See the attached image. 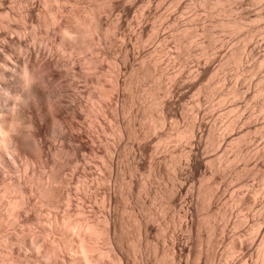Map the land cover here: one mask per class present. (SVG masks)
<instances>
[{"label": "bare ground", "instance_id": "obj_1", "mask_svg": "<svg viewBox=\"0 0 264 264\" xmlns=\"http://www.w3.org/2000/svg\"><path fill=\"white\" fill-rule=\"evenodd\" d=\"M56 1L69 2L74 5L72 8L69 6L70 9H65V5L64 7L63 5L61 6V2L59 6L52 7V12L50 11L52 13V16L50 15V23L53 26L55 25L57 28L55 26L54 28L61 32L63 36L64 34L66 37L68 35L71 38L70 40L67 41L68 38L66 40L60 39L59 36L58 42L55 39L58 44H55L56 42H52L54 45L51 43L47 44L44 43L45 40L42 42L40 39L38 41L35 39L38 37L35 34L36 29L33 30L34 27L31 28V32H28L29 30H26L27 28L25 29L22 26L21 29L16 31L14 29L15 34H12L11 29V32H9L11 34L3 35V39L2 36L0 39V60L2 61L0 62L2 64L0 65V107H3L4 103L7 102L5 101L1 104L3 99L9 101L11 98H20L19 102L17 100L18 108L16 106V109L7 110L9 104L12 103L11 101L8 102L9 104L7 103L8 105L5 104L7 107H3V109H6L5 112L1 110L2 108L0 109V164L6 170H2V172L4 171V176H6L5 173L7 172L10 173V176L12 173L14 177V179L10 177V180L6 178L8 181L3 186L4 188L1 189L2 191L0 190V220H5L7 223L17 222V224L18 222H32L33 225H37L41 229L40 233L36 231L39 234L35 233L36 235H33L34 237L31 238L28 247L25 241L27 237L22 231L23 229H20V235L16 233V237L4 234L5 237L4 239L2 238L4 243H2L8 250L6 248L5 254L0 253V257L4 254L7 257V259L5 257L8 261L7 264H252L248 262L246 257L249 255L250 250L253 249L252 245L256 235H254L255 237L252 241L248 237V234L258 231L261 232L260 239L258 236L260 240V242L258 241L260 248H258L259 257L262 264H264V222L262 219V230H260L261 228L257 230V222H260V215L259 219H256L257 214L254 217L257 220L256 222V220H253L251 213L252 219L249 220L250 224L245 221L248 224L246 232V230H241V228L244 229L246 226L245 223L242 221L244 223V225L242 223V227V219L236 220L237 215L234 218V215H232L233 210L231 211L228 206L232 202L240 209L242 205L245 208L249 207L250 202H252V194L249 195L248 193L251 192L246 193L244 191L245 193L241 197L242 191L239 193L237 189L236 192L238 193H234L235 189L233 188L235 186L238 188L237 186L241 185V182L245 179L244 175L246 177L248 174L249 176L253 174L252 178L255 175L261 177L264 174V0H253L254 3L255 1L259 3V9L257 11L253 10L255 12H252L249 10L251 8L248 9L247 7V5L253 2L251 0L250 4L247 3L248 0H194L195 5H197V8L195 7L197 12L194 13L195 18H188L189 20L186 23L185 21L183 22L184 18L181 17L182 21L180 20L179 22L175 20V15L167 12L169 13V21H163V24L166 23L165 25L168 26V23H172V26H169L175 32L172 39L175 41V58L178 61H176L175 66L181 61L185 64V58L188 56H194L195 59H193L194 61L191 60L193 62L187 66L188 68L183 67L186 69L181 68L177 73H175L176 71H172V73L171 69L169 71L166 70L167 68L163 67L165 63H162L163 65L157 64V60H155L156 56L155 58L153 57V53L159 50L157 46V50L154 49L156 51L143 52L141 51V45L137 44V42L143 41L147 43L148 39H153V42H155L154 40L161 41L162 36L166 35L164 34L163 27L161 30L164 35L159 34L158 26L156 27L153 24L158 17L157 15L155 19L152 16L153 14L151 15L154 19V21L152 19L153 23L150 20L151 22L149 23H152L151 25L146 23V19H150L147 15L150 16L153 7V5L149 4L151 2L154 3V1L128 0L127 2L129 3H126V0ZM143 1L148 5V8L145 9L147 18H141L140 20L139 17L141 15L138 13L135 17L137 18L140 15L138 17L139 22L136 23L138 19H134L136 22H132L138 26L137 35L135 34L137 42L134 41L136 43L135 46L139 45L141 49L137 51L138 49L136 50L132 45L134 43L133 37V43H130L131 31L129 37V34H126L124 29H127L126 26H129L127 25V20L132 10H138L136 6L140 2L141 4L145 3ZM170 1L173 4L172 6H175L177 10H184L182 8H185L183 6L185 3H182L183 5L180 4L181 0ZM170 1H168L169 5H171ZM21 2L20 5H22ZM48 2L49 0L47 4ZM156 2L158 4V1ZM166 3L164 4L166 5ZM186 3L188 4L189 1ZM254 3L252 4L256 6ZM51 5L53 6V4ZM105 6H109L112 10L110 12L112 15H114L113 11L118 12L115 19H111L112 16L109 18L110 15L108 16L109 19L107 18L105 15L106 8L102 12ZM161 6L164 7L162 4ZM166 6L164 9H166ZM172 6L170 7L172 8ZM186 7L188 6L186 5ZM21 8L23 9V7ZM154 8H156V5ZM18 9H20L19 5ZM186 9H189V7ZM134 11L132 13L135 14L136 11ZM154 11L153 13H155ZM198 11L199 13L200 11L201 13L203 12L202 15L197 14ZM42 12L46 13L41 10L42 15ZM164 12L166 13V11ZM172 12L174 13L175 11L172 10ZM192 12L194 11L192 10ZM106 13L109 14L108 11ZM41 14H38V16ZM21 15L20 13L19 16ZM23 16L25 15L21 17L23 18ZM178 16L176 15V17ZM188 16L191 18L190 13ZM247 21H260V24L257 23L256 27L252 28L253 26H247ZM23 22L21 25L25 26ZM4 26L8 29L3 31L8 32L10 26ZM195 26L197 28H194ZM198 28L203 33L201 36L205 35V37L203 36V39L200 37L202 40L200 43L199 39L200 47L199 44L196 48H193L194 45L190 46V43L192 44L191 40L197 33H200L198 32ZM135 29L133 28V30ZM114 30L118 31L116 34L119 33L118 36L120 38L114 34L115 38H119L120 41L116 39L119 43L109 36L111 31ZM258 31L261 34L257 35ZM33 33L36 37L32 35ZM52 33L54 34L55 30ZM135 35L133 34L134 37ZM256 35L261 37L257 38ZM51 36L53 38V35ZM164 38L167 39L165 36ZM172 40L171 42H173ZM47 41L50 42L49 39ZM116 42L118 46L116 45L115 47L118 48L113 46V49H118L117 52H119L120 58L117 61L120 64L115 69L116 76L114 74L108 80L107 75L109 73L104 72L105 76L102 77V71L97 70L103 64L101 58L100 60L98 58L101 55L96 56V54L112 56L116 51L110 55L112 52L110 45L112 43L114 45ZM157 43L154 44L156 45ZM151 44L148 45L150 46ZM147 48L144 49L147 50ZM153 48L154 45L150 47V50ZM164 48L165 46L162 47L161 51L169 52ZM95 49L97 53L93 57L92 53H95ZM60 50L62 52L69 51V55L73 54V57H69L68 55L69 58H64ZM6 51L9 54H5ZM87 51L90 52L89 56L77 57ZM161 51H157V57H159V52L162 53ZM11 55H15L12 58H15L16 65ZM74 55L77 56L74 57ZM162 59L169 61V59ZM135 60H137L138 64L135 63ZM98 61L101 62L100 66L98 65ZM173 61L175 60L172 59L171 62ZM191 61L188 62L191 63ZM182 62L181 64H183ZM10 63L14 66H9ZM175 66L173 65V67ZM171 67L169 66V68ZM175 68L177 69V67ZM258 73L261 74L259 78L256 76L258 85L256 84V89L253 88L251 90L249 87L251 85L250 79L247 78L249 81L246 80L247 74ZM241 74L243 75L242 79ZM22 76L27 78L30 83L33 80L40 81L42 78L45 83L43 81H40V83L44 88L38 83L27 86ZM232 76L233 80L237 77L239 78L232 82ZM256 78L254 81H257ZM241 80L245 83L242 84L247 87V89L244 87L246 92L242 90ZM254 81L252 86H254ZM87 83H90L91 88H88L89 84L87 86ZM163 83H167L168 86L163 85ZM192 90H197V93H195L199 94V96H195L197 98L195 102L193 100L194 107H191L189 104L190 112V107L192 108L190 116L186 117L189 112L185 114L182 110L186 109L183 107L181 113L185 114L184 117L179 112L178 107L180 103H183V106L185 105L184 99L187 98V94ZM161 93L164 95L162 96L164 99L160 98ZM238 96H243L249 100L259 98L260 101L257 107H261L262 111L259 108L258 112L261 111L262 115L260 114L261 116L257 117L256 115H259L257 112L254 115L255 118H252L249 116L247 109L245 111L248 115L241 114L243 108H240L241 106H234L235 102L232 103L233 101L231 100L237 97L239 102ZM202 97L204 98V102H206L205 98L208 97L212 101L217 100L221 105L231 100L232 104L228 102L230 105L227 108L234 113V115L231 114L233 117L224 121L223 125L221 123L219 125L216 122V117L220 114L217 113L221 112L222 109L216 113L215 107L217 103L213 101L214 105H216L214 106L215 111H213L214 108L212 109L211 105H208V107L211 106L209 109L212 110L206 112V105H204L206 106V111L202 108L204 106H199L200 104H204ZM85 99H95V103L97 101L104 103L101 104V107L98 105L97 107L90 106ZM207 103L209 104V100ZM240 103H242V100ZM117 104L121 105V107L117 106ZM126 105L129 106L127 107ZM224 108L225 106L223 107V111L225 110ZM247 108L251 109V105ZM95 112H97L98 116L99 113L104 117L110 116L115 121V129L119 137L130 136L129 138L139 141H136L138 156L133 155L131 162H127L128 164L125 163L122 166L121 164L119 165L118 160H116L117 158H114L116 155L113 156L112 153L119 148L118 143L117 145L116 143L113 144L117 147L110 146V144L109 146L105 145L104 153L100 156L97 150L102 141H98L97 134L102 135L101 133L104 132L101 130V133H99L96 129L95 133L93 131L96 136H93V139L89 138L91 139V146L89 145V148L91 147V155L95 161H92L94 159L91 156H87V158L83 156L85 153H81L82 145L75 138L78 139V134L82 129L81 125H85L80 124V120L85 119L84 117L88 113L92 114L90 117L92 118L95 116ZM124 114L128 115V117L125 115L127 120L125 117L120 118ZM170 119L176 120L175 124H177L171 127L169 123ZM179 119L184 121V125L181 122L180 125ZM219 120L221 119L219 118ZM50 121L58 125L56 128L53 124L56 129L53 127L55 131H52L55 132L56 136L52 135V137L55 136L57 139L54 142L48 141L47 137V140L44 138V135L51 127L49 126ZM94 121L96 120L94 119ZM142 122L144 123L143 126ZM20 124H24L30 131H24ZM137 125L138 128H136ZM93 126L95 125L93 124ZM89 127L90 129L93 128L92 130L97 128H91V125ZM98 127L101 128V126ZM159 127H161V130ZM103 129L105 128L103 127ZM157 129L159 130L157 131ZM254 132L259 134L255 133L251 136ZM88 133H90V130ZM116 138L118 139V137ZM122 138L119 139V142ZM161 152L163 153L158 154L157 157H152L153 153L155 155V153ZM181 154H184L186 157H184L185 167L182 166L183 163L180 165ZM146 157H149L148 161ZM151 157L152 160H150ZM96 159L99 160V164ZM47 166L49 170L45 168ZM67 166H72L69 176L64 172ZM258 166L263 167V170L260 167L259 169ZM183 167L184 171H182ZM91 168L93 169L91 170ZM29 169L31 172H28ZM36 169L38 173H36ZM90 171L93 172L91 173ZM143 171H147V173L149 172V174H153L155 177L158 176L159 179H168L175 172L177 174L175 176H178L180 179L177 180L176 178V183L172 180L175 179V176L172 179H168L173 181L174 184L170 183L166 192L162 190L165 194L164 205L167 204L169 206L167 208H170L172 211V215L168 214V216L170 215L168 219L170 218V221H172L176 217L184 218V226L182 225V227H185L184 232H188V235L185 232L187 237L184 235L188 239H183L175 228L171 231L176 230L175 232L171 233L169 231L172 234L170 238V252L160 247L159 237L163 233L162 230L164 228L162 226L165 227V225L162 224L165 221H162L163 215L160 213L162 215L160 216L159 211H155L152 208L154 206H151L152 203H150L152 202L150 201V196L153 198V191L155 190V188L152 190L150 185L151 182H149L148 178L150 175L148 174V177L147 174L144 176L149 181L147 179L142 180V176L140 177L141 179L138 178L139 173L141 172L142 174ZM185 174H188L187 177H194L196 175L200 179L198 187L195 184V180L198 179H195L196 177L193 178L195 180L192 179L196 186L194 191L191 190L193 188L191 186V188L189 187L191 191H188L189 188L187 186L189 185H187V181L190 180H187ZM241 179L243 180L241 181ZM71 180L76 183V186H71L72 188L69 186L70 183L71 185L73 183ZM181 180L182 182H180ZM203 180L205 182L207 180V182L202 185V183H205ZM226 180H234L235 186H233V181H229L228 184L230 185L228 186ZM260 180L264 179L261 177ZM249 181L251 182V180ZM109 183L113 184L110 185ZM196 183L198 184V182ZM243 183L245 184L246 182L244 181ZM249 185H251L252 189L253 185L251 183ZM99 188L102 189V193L101 200L98 202L100 198L97 196L101 192L98 190ZM242 188L239 187L240 190ZM231 189L234 191L231 192ZM251 189L249 190L251 191ZM255 190L260 191V193L263 192L259 188ZM10 193L16 194V196L14 195L15 199L10 198L9 200H5L6 195ZM158 193L160 194L161 192ZM260 195L262 196L263 194L261 193ZM88 198L89 200L94 198V203L97 202V204L92 206L89 201L90 204L88 206L91 207L86 206L84 201ZM156 198H159V201L160 199L163 200L162 197L157 196L155 199L153 198L154 201L157 200ZM257 198L255 197V199ZM259 201L257 200V202ZM225 202H228V207ZM252 203L250 208L252 205L255 206L252 208H256V204ZM260 204L263 205V212L261 211V213H264V203ZM240 209H237V211H240ZM253 213L255 215L256 211ZM249 215L250 211L246 217ZM263 215L261 214L262 217ZM200 216L203 218L200 219ZM5 221L2 224L6 223ZM158 222H161L162 226L158 225ZM259 226L261 227V224ZM181 232L183 233V230ZM191 234L197 235H195L196 240H194L195 237L192 239ZM164 236L166 237V235ZM220 245L222 246V250L223 247H226L223 251L221 250L222 252L219 251L221 249ZM14 249L16 251H13ZM28 249L29 251L34 250L35 254H32L34 253L33 251L32 253L29 252ZM234 254H236V257H233ZM3 260H0L1 263L4 262Z\"/></svg>", "mask_w": 264, "mask_h": 264}, {"label": "rangeland", "instance_id": "obj_2", "mask_svg": "<svg viewBox=\"0 0 264 264\" xmlns=\"http://www.w3.org/2000/svg\"><path fill=\"white\" fill-rule=\"evenodd\" d=\"M0 1H1V2H0V3H1V5H0V9H1V10H0V30H1V31H0V39H1V36H2V39H3V35L5 36V35H9V34H11V33H9V32H11V29H12V32H13L12 34H15L14 29H15V31H16V30H18V29H21L22 27H23V28L25 27V29L27 28L26 30H29L28 32H31V31H32L31 28L34 27L33 30L36 29V30H35V34H36V36L38 37V38H35V39H36L37 41L40 39V41H42V42L45 40L46 42L44 41V43H47V44L51 43L52 45H54V44H53L54 42H56V41L58 42V41H59V36H60V39L63 38V39L66 40V39L68 38L67 41L71 39L68 35H67V37H66L65 34H64V36H65V37H64L63 34H62L61 32H59V31L56 29L57 27L54 25V26L56 27V28H54V26L50 23V22H51L50 15L52 16V13H51V12H52V7L54 8V6H56V5L59 6V4H60L62 1L59 2V1L54 0V1H55V3H54L53 0H49V2H51V3L48 2V4H47V1H48V0H40V1H39V0H25V1H24V0H17V2H16V0H0ZM2 1H3V2H2ZM21 1H23L24 3L21 2ZM52 1H53V2H52ZM127 1H128V0H126V3H129V2H127ZM145 1H146V0H145ZM145 1H143V2H145ZM147 1H148V0H147ZM147 1H146V2H147ZM152 1H154V3L151 2L149 5H151V6L153 5V7H155V5H156V8L153 9V7H152L150 16L147 15V17H150V19L146 17V11H145V9L148 8L147 3H146V2H145V3L142 2L143 4H141V2H140V3L138 2L139 4H138V3H137V4L139 5V7H138L137 4H136L137 6L135 5V6L138 8V10H137V9H134L135 7L133 8L136 12H137V11H138V12L136 13L134 10H132V12L134 11L136 15H135L134 13L131 12L130 15L128 16L129 19L127 20V21H128V24H127V25L130 26V25L132 24V26H130V27H129V26H126L127 29H128V33H127V29H124V30H125L126 34H129V37H130V35L132 34V36L130 37V39H131V42H130V43L132 44V43L134 42L132 45H133V47H134L136 50L138 49L137 51H140V49H141L139 45H141V47H142V49H143V50L141 49V51H143V52H145V51H149V52L156 51L158 48H159V50L161 51V50H162V47L165 46L164 49L168 50L169 52H167V51H166V52H165V51H161L162 53L159 52V53H158L159 57H157V51H159V50H157L156 53H155V52L153 53L154 56H153V54H152V56H153L154 58H155V56H156L157 59L155 58V60H157V64H161V65H163L162 63H165V64L163 65V67H166V68H167L166 70L169 71V70L171 69V70H170L171 72H172V71H173V72L176 71L175 73H177L178 71L181 70V68H182V69H186V68H188L187 66L190 65V64H192V62H193L195 59H194V56H192L193 58H192L191 56H188V57L185 58V61L188 63V64H187V63L185 62V64H187V65H185L184 62L181 61L183 64H181V62H180V63H178V64H180V65L177 64V66H175L176 63L178 62L177 59L175 58V57H176V54H175V52H176L175 41L172 40L173 37H174L173 35H175V34H174L175 32H174V30H173L172 27H171V26H172V23H171V24L168 23V26L171 25V26L168 27L167 25H165L166 23L163 24V21L165 22V21L167 20L166 22H168V21H169V20H168V18H169V15H168V14L171 13V15H172V14L175 15V16H174V17H175V20H178V21L180 22V20L182 21V18H184V19H183V22L185 21V23H186V22H188L189 19L195 18L194 13L197 12V11L195 10V9L197 8V5H195L194 0H192V1H191V0H186V2L189 1L188 4H187L186 2H184L185 0H181V1L178 0V1H180V2H179L180 4H182V3L184 4V3H185L184 5L182 4L185 8H182V9H184V10H180V9L177 10V9L175 8V6H174V7L172 6L173 4H172V2H171L170 0H156V1H158V4H159V5L156 4L157 2H156L155 0H152ZM163 1H165V2H163ZM166 1H167V3H166ZM168 1H170L171 5H169V2H168ZM178 1H177V2H178ZM252 1H253V0H251V2H252ZM8 2H9V3H8ZM20 2L22 3V5H20ZM40 2H41V4H40ZM44 2H45V4H44ZM57 2H58V3H57ZM63 2H64V1H63ZM63 2H62V3H63ZM249 2H250V0L247 1V3H249ZM251 2H250V3H251ZM62 3H61V6L63 5V7H64V5H65V7H64L65 9H66V8L70 9L69 6H71V8L74 6L73 3H69V2H68V3L66 2V3H63V4H62ZM164 3H166L167 6H166ZM250 3H249V4H250ZM252 3H254V1H253ZM252 3H251L250 5H247V7H248V9L251 8V9H249V10H251L252 12H255V11H257V10L259 9V8H258V7H259V5H258L259 3L255 1L254 4H255L256 6H254ZM24 4H25V5H24ZM51 4H53V6H52ZM161 4H162L164 7H162ZM191 4H192V6H191ZM11 5H12V6H11ZM14 5H15V6H14ZM18 5H19L20 9H18ZM26 5H29V6H27L28 8L26 7ZM39 5H40V6H39ZM42 5H43V6H42ZM143 5H144V7H143ZM186 5L189 7V9H190V8H192V9H190V10H189V9H186V8H188V7H186ZM194 5H195V6H194ZM165 6H166V9H164ZM170 6H172V8H171ZM190 6H191V7H190ZM251 6H252V7H251ZM12 7H13V8H12ZM14 7H15V8H14ZM21 7H23V9H22ZM25 7H26V8H25ZM49 7H50V8H49ZM160 7H161V8H160ZM167 7H168V8H167ZM195 7H196V8H195ZM254 7H255L256 9H255ZM44 8H45V9H44ZM105 8H106V10H105ZM108 8H109V6H107V7L105 6V7L103 8V11H102V12H104V10H105V15L107 16V18H108V16L110 15L109 18L112 16L111 19H115V18L117 17L118 12L113 11V12H114V13H113L114 15H112V13L110 14V12H111L112 10H111L110 8H109V10H107ZM157 8H158V9H157ZM174 8H175V9H174ZM253 8H254V9H253ZM11 9H12V10H11ZM28 9H29V10H28ZM39 9H40V12H39ZM168 9H169V10H168ZM170 9H171V11H170ZM16 10H17V11H16ZM19 10H20V11H19ZM21 10H22V11H21ZM24 10H26V11H24ZM27 10H28V11H27ZM41 10H43V11L46 12L47 14L42 12V13H43V15H42V14H41ZM143 10H144V11H143ZM154 10H157V11H154ZM162 10H163V11H162ZM172 10L175 11V12H174L175 14L172 12ZM186 10H187V11H186ZM192 10H193L194 12H192ZM253 10H255V11H253ZM12 11H13V12H12ZM47 11H48V12H47ZM50 11H51V12H50ZM106 11H108L109 14H107ZM141 11H142V12H141ZM153 11H154L156 14L153 13ZM164 11H166V13H165ZM178 11H179L180 13H179ZM189 11H191L193 14H192L191 12H189ZM6 12H7V13H6ZM22 12H23V13H22ZM38 12H39V13H38ZM49 12H50V13H49ZM158 12H159V13H158ZM161 12H162V13H161ZM167 12H169V13H167ZM176 12H178V13H176ZM184 12L187 13V14L185 15ZM20 13H21L22 15H25V16H23V18H22V17H21L22 15L19 16ZM26 13H27V17H26ZM116 13H117V14H116ZM138 13L141 15V16L139 15L140 17L138 16L140 20H141V18H142V19H143V18H147V19H146V20H147L146 23H147L148 25H151V24L153 23L154 19L158 16V17L155 19V21H154L153 24H155L156 27L158 26L159 29H158V28H157V29H158V31H159V34H162V35L166 34V35H164V36L167 37V39L164 38V36H162L163 38H162L161 41H160V40H154L155 42H153V39H152V40H149V39H148L150 43L148 42V40H147V43H145V41H143V42H137V39H136V35H137V34H136V33H137V28H138V26L135 25V24L139 22V19H138V17L136 18L135 16H137ZM142 13H143V14H142ZM163 13H165V14H163ZM189 13H190L191 18L188 16ZM200 13H201V11H200ZM200 13H199V11H198L197 14L202 15L203 12H202L201 14H200ZM38 14H41V15H39L40 17L38 16ZM44 14H45V15H44ZM131 14H132V15H131ZM133 14H134V15H133ZM152 14H153V15H152ZM154 14H155V15H154ZM166 14H167L168 16H167ZM7 15H8V16H7ZM48 15H49V16H48ZM102 15H104V14L102 13ZM105 15H104V16H105ZM151 15L154 17V19H153V17H152ZM156 15H157V16H156ZM165 15H166L167 17H166ZM176 15H177V16L179 15V16H178L179 18L176 17ZM183 15H184V16H183ZM41 16H42L43 18H42ZM114 16H115V17H114ZM155 16H156V17H155ZM2 17H3V18H2ZM113 17H114V18H113ZM131 17H132L133 19H132ZM134 17H135V18H134ZM151 17H152V18H151ZM181 17H182V18H181ZM185 17H186V18H185ZM12 18H13V19H12ZM19 18H20V20H21V18H22V20L20 21ZM40 18H41V20H40ZM109 18H108V19H109ZM165 18H166V19H165ZM176 18H177V19H176ZM188 18H189V19H188ZM6 19H7V20H6ZM24 19L26 20V22H25ZM43 19H44V20H43ZM45 19H47V20L45 21ZM134 19H135V20L138 19V20H136L137 22H136ZM152 19H153V21H152ZM185 19H186V20H185ZM8 20H9L11 23H10ZM12 20H13V21H12ZM49 20H50V21H49ZM129 20H131V21H129ZM132 20H133V21H132ZM150 20L152 21V23H149V22H151ZM156 20H157V21H156ZM160 20H161V21H160ZM6 21H7V22H6ZM19 21H20V22H19ZM22 21L25 22V23L23 22V24H25V26H24V25H21V24H22ZM40 21H41V22H40ZM2 22H4L5 24L2 23ZM43 22H44V23H43ZM47 22H48V23H47ZM132 22H136V23L134 24V23H132ZM159 22H160V23H159ZM183 22H181V23H183ZM41 23H42V24H41ZM45 23H46V24H50V25H46ZM62 23H63V22H62ZM129 23H130V24H129ZM247 23H248L249 25H248ZM247 23H246V24H247L248 27H252V26H253L252 28H254V26L256 27L257 23L260 24V21H259V22H251V21L249 22V21H247ZM250 23H251V24H250ZM2 24H3V25H6V26H8V27L10 26V27H12V28L9 27L8 32H4V31H6L8 28H6L5 26L3 27ZM8 24H10V25H8ZM159 24H162V25H159ZM253 24H255V25H253ZM30 25H31V26H30ZM42 25H43V26H42ZM134 25H135V26H134ZM163 25H164V26H163ZM21 26H22V27H21ZM36 26H37V27H36ZM160 26H161V27H160ZM1 27H2V28H1ZM35 27H36V28H35ZM162 27H163V31L166 32V33L164 32V34H163V31L161 30ZM133 28H136V29L133 30ZM194 28H197V27L195 26ZM5 29H6V30H5ZM44 29H45V30H44ZM129 29H132V30H133V33H132V30H129ZM245 29H246V28H245ZM3 30H4V31H3ZM30 30H31V31H30ZM48 30H50V31H48ZM54 30H55V33H54V34H55V36L57 35V36H56L57 38H56V37L54 36V34L52 33ZM56 30H57V31H56ZM198 30H199V28H198ZM198 30H197V31H198ZM46 31H47V32H46ZM130 31H131V34H130ZM160 31H161V32H160ZM169 31H170L171 33H170ZM3 32H4V33H3ZM112 32H113V34H112ZM117 32H118V31H117ZM117 32H116V30H114V31H111V33H110L111 35L109 34V36H110L111 38H113L114 41H115L116 39H117L118 41H120V40H119L120 36H118L119 33L116 34ZM198 32H200V33H197V35L191 40V42H193V43H192V44L190 43V46H193V45H194L193 48H196V47L201 43V41H202L201 39H203V38L205 37V35H203L204 37L201 36V34H203V33H201L200 30H199ZM258 32H259V33H258ZM258 32L256 33L257 35L261 34L260 31H258ZM7 33H8V34H7ZM45 33H46V34H45ZM48 33H49V34H48ZM51 33H52V34H51ZM56 33H57V34H56ZM30 34H31V33H30ZM35 34L33 33L32 35L35 36ZM42 34H43V35H42ZM114 34H116L115 36H118L119 38H115ZM133 34H134V35L136 34L135 37L133 36ZM170 34H171L172 36H171ZM198 34H199V35H198ZM49 35H50V36H49ZM51 35H53V38H52ZM168 35H169V36H168ZM257 35H256V36H257ZM36 36H35V37H36ZM39 36H40V37H39ZM41 36H42V37L44 36V37L42 38ZM45 36H47V37H45ZM112 36H113V37H112ZM198 36H199V37H198ZM132 37H133V42H132ZM169 37H170V38H169ZM200 37H201V39H200ZM260 37H261V36H257V38H260ZM46 38H47V39H46ZM48 39H49L50 42L47 41ZM51 39H53V40H51ZM55 39H56V41H55ZM164 39H166L167 41L164 40ZM199 39H200V43H199ZM117 40H116V41H117ZM134 40L137 42V44H139V45L137 46V47H139V48H137V47L135 46L136 43H135ZM168 40H169V41H168ZM171 40H172L173 42H171ZM112 41H113V40H112ZM112 41H111V42H112ZM114 41H113V43H114ZM118 41H117V42H118ZM164 41H166V42H164ZM197 41H198V42H197ZM52 42H53V43H52ZM57 42H56L55 44H58ZM117 42H116V44H114V45H113V43L110 45V47L112 48V52L110 53V55H112L113 52L116 51V52H114V54H113L112 56H107V55H104V56H103L102 54H98L96 49L94 50L95 53H94V52L92 53L93 57H95L94 54H96V53H97L96 56H100V55H101V56L98 57V58H99V60H100V58H101V60H102V64H103V65L100 66V63H101V62L98 61V65H99L100 67H99V69H97V70H98V71H100V70L102 71V74H103L102 77L105 76V75H104V72H107V74L109 73V75H107V76H108V77L111 76V77H110V78L107 77L108 80L112 78V76L115 74V69H117L118 66H119V64H120V62H118V61H119L118 59L120 58V56H119V52H117L118 49H117V50L115 49V48H118V47H115V46L119 43V42H118V43H117ZM152 42H153V43H152ZM157 42H158V43H157ZM141 43H142L143 45H145V46L143 47V45H142ZM151 43H152V44H151ZM154 43H157V44L155 45ZM163 43H164V44H163ZM166 43H168V44H166ZM169 43H170V45H169ZM148 44H151V45L149 46ZM153 45H154V48H153L152 50H150V47H153ZM158 45H159V46H158ZM161 45H162V46H161ZM113 46L115 47L114 49H113ZM117 46H118V45H117ZM119 46H120V45H119ZM156 46H157V49H156ZM160 46H161V47H160ZM167 46H169L168 49H167ZM200 46H201V44L199 45V47H200ZM146 47H148L147 50H145ZM111 48H110V51H111ZM144 48H145V49H144ZM191 48H192V47H191ZM154 49H156V50H154ZM164 49H163V50H164ZM60 51L62 52V50H60ZM134 51H135V50H134ZM171 51H172V52H171ZM173 51H174V53H173ZM68 52H69V51H67V52H66V51H65V52L63 51V52L61 53V55L64 56V58H69L70 56L73 57V54H72V55H69ZM164 52H165V53H164ZM117 53H118V54H117ZM167 53H168V54H167ZM5 54H9L8 51H6ZM88 54L90 55V52H89V51H87V52H85V53H82V55H78V56L76 55V56H77V57L80 56V58H81V56H82V57H87V56H89ZM161 54H163V55L161 56ZM170 54H171V55H170ZM68 55H69V57H68ZM76 56L74 55V57H76ZM12 57H15V55H14V56L11 55V58H12ZM170 57H172V58H170ZM189 57H190L191 59H190ZM159 58H161V59L158 60ZM162 58H164V59H169L170 62H169L168 60H163ZM187 58H188V59H187ZM12 59H13V61H15V60H14L15 58H12ZM12 59H11V61H12ZM103 59H104L105 61H104ZM172 59L175 60V61L171 62ZM186 59H187L189 62H190L191 60H193V59H194V60L191 61V63H189ZM117 60H118V61H117ZM161 60H162V62H161ZM13 61H12V63H13ZM136 61H137V60H135V63L138 64V62H136ZM138 61H139V60H138ZM164 61H165V62H164ZM176 61H177V62H176ZM183 61H184V60H183ZM0 62H2V61L0 60ZM166 62H167V63H166ZM168 62H169V63H168ZM13 64H14V63H13ZM13 64L10 63L9 66H14ZM170 64H171V65H170ZM0 65H2V64H0ZM15 65H16V61H15ZM166 65H167V66H166ZM173 65H174L175 67H177V69H176L175 67H173ZM183 65H184V66H183ZM169 66H170V67L172 66L173 68H172V67L169 68ZM181 66H182V67H181ZM183 67H186V68H183ZM10 68H12V67H10ZM100 68H102V69H100ZM108 68H109V69H108ZM111 68H112V69H111ZM178 68H180V69H178ZM103 69H104V70H103ZM106 69H107V70H106ZM110 69H111V70H110ZM113 69H114V70H113ZM172 69H174V70H172ZM98 71H97V72H98ZM101 71H100V72H101ZM113 71H114V73H113ZM171 72H169V73H171ZM173 72H172V73H173ZM172 73H171V74H172ZM105 74H106V73H105ZM116 74H117V73H116ZM116 74H115L114 76H116ZM259 75H261V74H259V73H258V74H252V75H251V74H250V75L247 74L246 80H247V78L250 79V81H249V80H247V81L251 82V85L249 86V87L251 88V90H253V88L257 87V85H258V84H257V82H258V79H257V78L260 77ZM262 75H263V73H262ZM41 76H42V75H41ZM242 76H243V75L241 74V79H242ZM248 76H250V77H248ZM256 76H258V77L256 78ZM251 77H252L253 79H252ZM254 77L257 79V81H254V80H255ZM234 78H235V77H234ZM238 78H239V77H237V78H235V79L233 80V76H232V78H231V79L233 80L232 82L236 81ZM252 80L254 81V86H252V85H253V81H252ZM40 81H43V82H44V80H43L42 78L40 79ZM44 83H45V82H44ZM242 83H244V81L242 82V80H241V86H243V87H242V90H244V91L246 92V90H245V88H244V87H246V86L244 85L245 83H244V84H242ZM88 84H89V86H88ZM256 84H257V85H256ZM163 85L168 86L167 83H166V84L163 83ZM255 85H256V86H255ZM12 86H14V84H12ZM87 86H88V88H89V87L91 88L90 83H87ZM164 88H166V87L164 86ZM164 88H163V89H164ZM243 88H244V89H243ZM250 88H249V89H250ZM246 89H247V87H246ZM255 89H256V88H255ZM195 92L197 93V90H195V91L192 90L191 92H189L190 94L192 93L193 96L190 95L189 93L187 94L186 97L188 98V100H187V98L184 99V100H185V103H184L185 105H184V106L182 105L183 103H182V104L180 103L182 106L179 104V107H178V108H179V110H180V111H179L180 113H181L182 111H183L185 114H187V112H189V113H188L189 115L187 114L186 117L190 116L191 113H192V108H191V107H192V106L194 107V104H193V103H194L195 100L197 99V98H195V96H196V97L199 96V94H196ZM245 92H243V93H245ZM195 94H196V95H195ZM162 96H164V95H162V93H161L160 98L164 99V97H162ZM188 96H189V97H188ZM242 97H243V96H241V97L238 96L239 102H238V100H237V97H235L236 99H235V98L231 99L233 102H232L231 100L228 101V102H230V104H232V103L235 102L236 104L234 103V106H236V107L241 106L240 108H243L242 110L240 109V110L242 111L241 114H245V115H248V114H249V116H251L252 118H255L254 115L257 114V112L259 111V108L261 109L260 106L257 107V105L259 104L258 102L260 101V99H259V98H255V99H250V100H249V99H247V98L245 99V97H243V98H242ZM84 98H85V96H84ZM191 98H192V99H191ZM194 98H195V99H194ZM207 98H208V97L205 98L206 102H204V101H203L204 98L202 97V101H203L204 104H200L199 106L201 107V105H202V106L206 105V106H207V111H206V109H205L206 106L202 107L203 110H205L206 112H210V111L214 108V106H216V105H214V104L217 103V106L215 107L217 111H215V108H214L213 111H215V112L217 113L219 110L221 111V109H222L221 112H218V113H217V114L220 113V114H219L220 116L218 115V116L216 117L217 120L215 119L216 122H218L219 125H221V124L223 125L224 121H226V120H228L229 118L233 117L232 115H234V113H232L231 111H229L228 108H227V107L230 105L228 102H226V104H225V103H222L223 105H221V103L217 102V100H216V101L213 100V101H215V103H214V102L212 101V99L208 98V100H209V104H208V103H207V102H208ZM12 99H13V100H12ZM19 99H20V98H19ZM19 99H17V98H11V99H9V101H8L7 99H6V100L3 99L2 102H1V104H3L5 101H7V102H5L4 105H3V107H4V106L7 107V105L9 104L8 102H11V101H12V103L9 104V107H7V110H11L12 108H13V109H16V106H17V100H18V102H19ZM240 99L242 100V103H243V104L240 103V101H241ZM244 99H245V100H244ZM85 100H86V99H85ZM186 100L189 101V102H187ZM193 100H194V102H193ZM236 100H237V102H236ZM248 100H249V102H248ZM255 100H256V101H255ZM86 101H87L88 104H90V106H96V107H97V105L101 107V106H102L101 104L104 103V102L101 103L100 101H97L96 103H98V104H96V103H95V99H94V100H88V99H87ZM93 101H94V103H93ZM202 101H201V103H202ZM211 101H212L213 103H212ZM254 101H255V102H254ZM14 102H15L16 104H15ZM183 102H184V101H183ZM186 102H187L188 104H187ZM231 102H232V103H231ZM244 102H245V103H244ZM7 103H8V104H7ZM91 103H92V104H91ZM247 103H248V104H247ZM249 103H250V104H249ZM251 103H252L253 105H252ZM255 103H256V104H255ZM5 104H7V105H5ZM94 104H95V105H94ZM189 104H190V106H191V107H190L191 112L189 111ZM240 104H241V105H240ZM11 105H12V106H11ZM208 105H211V106H212V109H211V110L209 109L211 106L208 107ZM220 105H221V106H220ZM248 105H249V106H248ZM250 105H251V109H250V108H247V107H250ZM254 105H255V106H254ZM117 106H120V107H121V105H119V104H117ZM126 106H127V105H126ZM128 106H129V105H128ZM128 106H127V107H128ZM187 106H188V109H187ZM219 106H220V107H219ZM224 106H225L224 109L227 110V111H225V110L223 111V107H224ZM3 107L1 106L0 109L2 108L1 110H4V112H5L6 109H3ZM6 107H5V108H6ZM18 107H19V106H17V108H18ZM130 107H131V106H130ZM159 107H161V105H159ZM181 107H182V108H181ZM183 107H185L186 110H184ZM244 107H246V108H244ZM8 108H9V109H8ZM90 108H91V107H90ZM226 108H227V109H226ZM253 108H254V109H253ZM27 109H29V107H27ZM182 109H183V110H182ZM208 109H209V110H208ZM245 109H247L248 114H246L247 112L245 111ZM252 109H253V110H252ZM257 109H258V110H257ZM1 110H0V111H1ZM97 110H98V108H97ZM181 110H182V111H181ZM187 110H188V111H187ZM243 110L245 111V113H244ZM205 111H204V112H205ZM250 111H252V112H250ZM261 111H262V109H261ZM261 111L258 112L259 115H256L257 117H259V116L262 115V114H261V113H262ZM224 112H225V113H224ZM184 113H181V115L183 114L184 117H185V114H184ZM252 113H255V114H252ZM85 114H86V113H85ZM96 114H97V112H95V116L92 117V118H94L96 121H94V119L90 118V117L92 116V114H89V113L87 114V116L85 115V117H84L85 119H81V120H80V124H81V123H82L83 125L85 124L84 126L81 125V128H82L84 131L81 129V131H80V133L78 134V137H77L78 139L75 138V140H78L79 143H80V145H82V147H81V148H82V152H81V153H82V154L85 153V155H83V156H86V158H87V156H91V158H92V155H91V154H92V152H91L92 150H91V147L89 148V145L91 146V139H89V138H92V139H93V136H96V134H94V133H95V129H96V131H98L99 133H101V130L104 132V133H101L102 135L97 134V135H98V138H99L98 141H102V143H100V146H99V148H98V150H97V151L99 152V155H100V156L103 155L102 153H104L103 151H104V146H105V145H106V146H109V144H110V146H112L113 144L116 143V145H117V143H118V147H119V148L116 149V151L112 153L113 156L116 155V156H114V158H115V159L117 158L116 160H118L119 165L121 164L122 166H123V164H125V163H127V162H128V163L131 162V157H133V155H137V156H138V153H137L138 150H136V149H137V148H136V147H137V143H136L137 140L135 141L134 139L129 138L130 136H129V137H128V136H123V138H122V137H119L118 134L116 133V129H115V128H116V124H115V121H114L110 116H109L110 118L107 117V116L104 117L103 115H101V114L99 113V116H102V117H99L98 114H97V115H96ZM207 114H208V113H207ZM207 114H205V115H207ZM228 114H230V115H228ZM231 114H232V115H231ZM250 114H251V115H250ZM260 114H261V115H260ZM125 115H126V117H128L127 114H124V115H121L122 117H120V118H124ZM224 115H225V117H228V118L225 119ZM226 115H227V116H226ZM97 116H98V117H97ZM253 116H254V117H253ZM95 117H96V118H95ZM106 117H107V118H106ZM126 117H125V119L127 120ZM251 117H249V118H251ZM98 118H99V119H98ZM105 118H106V119H105ZM219 118H220L221 120H219ZM88 119H89L91 122H90ZM91 119H92V120H91ZM102 119H103V120H102ZM125 119H123V120H125ZM183 119H184V121H186L185 118H183ZM222 119H224V120H222ZM83 120H85V121H83ZM99 120H100V121H99ZM179 120H180V119H179ZM82 121H83V122H82ZM93 121H94L96 124H95ZM98 121H99V122H98ZM170 121H171V122H170ZM170 121H169V123L171 124V127H173L172 125H174L175 122H177L176 120L174 121V119H170ZM173 121H174V122H173ZM184 121H183V120H180L179 123L181 122V123L184 125ZM52 122H53V121H50V122H49V126H51V127H50L51 131H50V129H49V130H48L49 133L47 132V133L44 135V138L46 139V137H47L48 141H50V142H52V141L54 142V140H57L56 137H55V136H56V135H55V132H53V131H55V129L57 128L58 125H57L55 122H53V123H52ZM85 122H86V123H85ZM97 122H98V126H101V128H99V127L97 126ZM101 122H102V123H101ZM143 122H144V121H143ZM143 122H142V126H143V124H144ZM90 123H91V124H90ZM99 123H100L101 125H100ZM181 123H180V125H181ZM220 123H221V124H220ZM50 124H51V125H50ZM53 124L55 125L56 128L54 127ZM93 124H94L95 126H93ZM140 124H141V123H140ZM176 124H177V123H176ZM176 124H175V125H176ZM22 125H23V126H22ZM22 125L20 124L21 128L24 129V131H26V130H27V132L30 131V129L27 128L24 124H22ZM88 125H89V126L91 125V128H92V127H97V128H94V130H92L93 128L90 129V127H89ZM175 125H174V126H175ZM49 126H48V127H49ZM102 126L106 129V131H105V129H103ZM140 126H141V125H140ZM53 127H54L55 129H54ZM88 127H89V129H88ZM171 127H170V128H171ZM136 128H138V125H137ZM143 128H144V127H143ZM159 128H160V130H161V127H159ZM52 130H53V131H52ZM89 130H90V133H91V131H92L91 134L88 133ZM158 130H159V129H157V131H158ZM93 131H94V133H93ZM98 132H96V133H98ZM86 133H87V134H86ZM153 133H154V132H153ZM255 133H256L257 135L259 134V133H257V132H254V133L251 134V136L254 135ZM93 134H94V135H93ZM46 135H47V136H46ZM52 135H55V136L52 137ZM79 135H80V136H79ZM89 135H90L91 137H90ZM101 136H102V138L100 139ZM104 136H105V137H104ZM255 136H256V135H255ZM116 137H118V139H117ZM54 138H55V139H54ZM83 138H84V139H83ZM121 138H122V140H120V142H119V139H121ZM243 138H244V137H243ZM47 139H46V140H47ZM102 139H103V140H102ZM81 140H82V141H81ZM117 141H118V142H117ZM105 142H106V143H105ZM137 142H139V141H137ZM119 143H120V144H119ZM122 143H123V144H122ZM98 145H99V144H98ZM116 145H113V146H114V147H117ZM119 145H120V146H119ZM121 145H122V146H121ZM152 145H153V143H152ZM86 146H87V147H86ZM154 146H155V143H154ZM154 146H153V147H154ZM100 147H101V148H100ZM86 152H87V153H86ZM116 152H117V153H116ZM134 152H135V154H134ZM163 152H164V151H163ZM163 152H161V153H155V155H154V153H153V154H152V157L155 158V157L158 156V154L160 155V154H162ZM114 153H115V154H114ZM182 153H183V151H182ZM78 155H79V154H78ZM124 156H125V157H124ZM154 156H155V157H154ZM152 157L150 158V160H152ZM184 157H185L184 154H183V155L181 154V158L183 159V161H182V159L180 158V160H181L180 165L183 163L182 166L185 167V165H184L185 160H184V159H185L186 157H185V158H184ZM88 158H89V157H88ZM96 158H97V157H96ZM118 158H119V159H118ZM92 159H94V158H92ZM98 159H99V158H98ZM98 159H96L97 163H98L99 160H100V159H99V160H98ZM148 159H149V157H146V160H147V161H148ZM150 160H149V161H150ZM92 161H95V159L92 160ZM91 163H92V162H91ZM128 163H127V164H128ZM98 164H99V163H98ZM98 164H97V165H98ZM0 165H2V164H0ZM48 166H50V164H48ZM48 166L45 167V168L47 169ZM1 167H2L3 169H2ZM69 167H70V166H69ZM69 167L67 166L66 169L64 170V172H66V174H68L67 176H69V174H71V171H70V170H71V167H72V166H71L70 168H69ZM184 167L182 168V171H184ZM259 167H260V166H258V168H259ZM263 167H264V165H263ZM263 167H260V168L262 169ZM0 168H1V169H0V190H1V189L4 188L3 186L6 185L5 183L8 181V179L10 180V177L14 179V177L12 176V175H13L12 173H11V176H10V173H7V172H6V173H7L8 175L5 173L6 176H4L3 173H4V171H6V170L4 169L3 165L0 166ZM35 168H36V167H35ZM98 168H99V167H98ZM260 168H259V169H260ZM37 169H38V168H37ZM37 169H36V171H37L36 173H38V170H39V169H38V170H37ZM40 169H43V168H40ZM92 169H93V168H91V170H92ZM263 169H264V168H263ZM263 169H262V170H263ZM2 170H4V171L2 172ZM43 170H44V169H43ZM48 170H49V168H48ZM41 171H42V170H41ZM44 171H45V172H48V171H46V170H44ZM44 171H43V172H44ZM28 172H31L30 169L28 170ZM90 172L92 173L93 171H90ZM171 172H173V171H171ZM39 173H40V172H39ZM41 173H42V172H41ZM143 173H144V175H142ZM173 173H174V174L171 173V174L173 175V177H172V175H171V177L168 176V177H169L168 179H172V178H174V176H175L176 173H175V172H173ZM183 173H184V172H183ZM142 174H141V172H140V173H139L140 176L138 175V178H140V177L142 176V177H141L142 180H143V179H147V177L150 175V176L148 177L150 181H149L148 179H147V180H148L149 182H151L150 185H151V187H152V190L155 188V190L157 191V192H156L155 190L153 191V194H154V195L152 194V195H153V198L155 199V197H157V196L163 198V200L160 199V201H159V198H156L157 200L154 201V199L152 198V196H150V198H151L150 201H152V202H150V203H152L151 206H152V205L154 206V207H152V208H153L155 211H157V212L159 211L158 213H159V214L161 213V214L163 215V216H162V215L160 214V216H162V218H161L162 221H163V222L165 221V222H164L163 224H162L161 222H158V225L160 224V226L165 225V227L162 226V227L164 228V230H162V232H163L162 234H163V235L161 234V236L159 237V241H160V247H162L161 249H163V250H165V251H167V250L169 251V250H171V245H170V238H171V235H172L171 233H173V232H175V231L177 230V232L179 233V235H180L181 238H183V239H188V238H186L187 236H186V233H185V232H187V231L184 232V228H185V227H182V225L184 226V218H181V217H180V218H181V219H180V218H177V217H176V219H175V218L173 219L174 221H173V220L170 221L171 219H170V218L168 219V217H170V215H172V214H171L172 211H171L170 208H167V207H169V206H168L167 204H165V205H166V206H165V205H164V202H163L164 199H165V194H164L163 191L166 192V190L168 189L170 183H173V181H175V183H176L177 180H180V179L178 178V176H175V179H172L173 181L168 180V179H165V178H163V179H159L158 176L155 177V175L153 176V174H149V172L147 173V171H146V172L143 171ZM146 174H147V177L145 178L144 176H146ZM148 174H149V175H148ZM168 175H170V174H168ZM176 175H177V174H176ZM187 175H188V174H185L186 177H187ZM252 175H253V174H252ZM252 175L249 176V174H248V175H246V177H245V175H244V178H245V179H244V180L241 179V181H242V180H243V181L241 182V185H240V186H239V185L237 186L238 188H236V186L234 185V184H235V181H234V180H229V181H233V182H234V183H233V186H235V187L233 188V189H235V191L231 189V192L234 191V193H235L236 190L238 189L237 191H238L239 193L242 191V192H241V197H242V194L244 195L245 192H246V193L251 192V193H248L249 195L252 194V195H251L252 199L254 198L253 200L251 199V201H252L254 204H256V206H257L259 209H258L257 207H256V208H252L254 205H252V207L250 208L252 202H250L249 207L247 206L246 208L241 204V205L243 206V207L241 206V209H240L235 203L233 204L232 202H230L231 204H228V206H229V208L231 209V211L233 210V214H232V215H234L233 217L235 218V217H236L235 215H237V217L235 218L236 220H241V219H242V220H241V226H242V223H243V222L245 223V221H247V223L250 224L249 220L252 219V215H253V220L259 219V215H260V217H261L260 220H259L260 222H257V220H256V222H257V224H258V226H257V230H258V228H259V229L261 228L260 230H262V224H263V222H264V219H263V218H264V215H263L264 213H261V211H262V206H263V205L260 204V203H264V200H263V199H264V193H263V192H264V188H263V186H264V180H260V178L262 177V179H264V178H263V177H264V176H263L264 174L261 175V177L259 176L260 178H259L257 175H255V177L253 176L254 178H253V177L251 178ZM2 176H3V177H2ZM8 176H9V177H8ZM151 176H152V177H151ZM185 176H183V177L186 178ZM256 176H257V178H256ZM189 177H190L191 179H190ZM189 177H187V180H190V181H187V185H189V186H187V187H188V188H189L190 186L193 187V188H191V187H190V188H191L192 191H194V190L196 189V186H197V187L199 186V180H200V179H198V176H196V175H195L194 177H192V176H189ZM195 177H196V178H195ZM242 177H243V175H242ZM4 178H5V179H4ZM6 178H8V179H6ZM141 178H140V179H141ZM151 178H152V179H151ZM176 178H177V180H176ZM193 178L198 179V180H195V179H193ZM249 178H250V179H249ZM258 178H259V179H258ZM3 179H4V180H3ZM72 179H73V178H72ZM192 179L195 180V184H196V186H195V184H194V181H192ZM246 179H247V180H246ZM73 180L75 181V179H73ZM73 180H71V182H73V183H72V185H71V183H70V185H69L70 187H71V186H72V187H73V186H76V183H75ZM155 180H156V181H155ZM248 180H251V182H250V181L248 182ZM152 181H153V182H152ZM169 181H171V182H169ZM191 181H192V182H191ZM203 181L205 182V180H203ZM203 181H201V182H203ZM226 181H227V185L229 186V185H230V184H228L229 181H228V180H226ZM226 181H225V182H226ZM244 181L246 182V183H245L246 185L243 183ZM253 181H254V182H253ZM178 182H179V181H178ZM180 182H182V180H181ZM196 182H198V184H197ZM206 182H207V180H206ZM206 182H205V183H202V185H203V184H206ZM155 183H156V184H155ZM159 183H160V184H159ZM189 183H192L195 187H194L192 184H189ZM249 183H251V184L253 185V186H252V189H251V185H249ZM109 184L112 185L113 183H109ZM173 184H174V183H173ZM247 184H248V185H247ZM261 184H262V185H261ZM155 185H156V186H155ZM160 185H161V187H160ZM227 185H225V186H227ZM231 185H232V184H231ZM236 185H237V184H236ZM166 186H167V188H166ZM228 186H227V187H228ZM233 186H231V187H233ZM248 186H249V187H248ZM72 187H71V188H72ZM239 187H240V188L243 187V188H242L243 190H242V189L240 190ZM246 187H248V188H246ZM253 187H254V188H253ZM100 188H102V187H100ZM100 188L98 189L99 191H101V192L98 191V192H99V195H98V192H97V195H98L97 197L100 198V199L97 198V199H98V202H99V200H101L102 189H100ZM158 188H160V189H158ZM165 188H166V189H165ZM190 188H189L188 191H191ZM194 188H195V189H194ZM256 188H259V190L261 189V191H263V192H261V193L263 194L262 196L260 195V194H261L260 191L255 190ZM229 189H230V187H229ZM244 189H246V190H244ZM247 189H248V190H247ZM249 189H251V191H250ZM253 189H254V190H253ZM158 190H159V191H158ZM162 190H163V191H162ZM239 190H240V191H239ZM1 191H2V190H1ZM244 191H245V192H244ZM253 191H255V192H253ZM154 192H155V193H154ZM158 192H161V193L159 194ZM238 192H236V193H238ZM257 192H258V193H257ZM0 193H1V192H0ZM157 193H158V195H157ZM256 193H257V194H256ZM163 194H164V195H163ZM8 195H11L13 198H12L11 196H8ZM14 195L16 196V194H12V193L7 194V195H6V199H5V197H4V199H5V200H7V199L9 200L10 198H11V199H15V198H14V197H15ZM160 195H161V196H160ZM162 195H163V196H162ZM256 195H258L259 197L256 196ZM7 196H8L9 198H8ZM154 196H155V197H154ZM253 196H254V197H253ZM255 197H256V198L258 197V198L255 199ZM261 197H262V198H261ZM150 198L148 197V199H150ZM152 199H153V200H152ZM261 199H262V200H261ZM5 200H4V201H5ZM257 200H258V201L260 200V201L257 202ZM89 201H90L91 204L89 203ZM91 201H92V202H91ZM153 201H154V202H153ZM157 201H158V202H157ZM254 201H256V202H254ZM161 202H162V203H161ZM84 203H85L86 206H88L89 204L92 205V206H93V205L95 206V205L97 204V202L94 203V198H92V199H90V200H89V198H88L86 201H84ZM93 203H94V204H93ZM154 203H155V204H154ZM225 203H226V206H227V203H228V202H225ZM253 203H252V204H253ZM257 203H258V204H257ZM161 204H163V205H161ZM155 205H156V206H155ZM160 205H161V207H160ZM234 205H235V207H233ZM228 206H227V207H228ZM88 207H91V206H88ZM156 207H158V208H156ZM254 207H255V206H254ZM260 207H261V208H260ZM165 208H166V209H165ZM167 209H168V211H169V210H170V211L168 212ZM235 209H236V210H235ZM237 209H240V211H239V210L237 211ZM243 209H244L245 211H244ZM249 209H250V210H249ZM253 209H254V211H256L255 215H254V213H253L254 211H252ZM255 209H257L258 211L255 210ZM260 209H261V210H260ZM61 210H62V209H61ZM162 210H163V211H162ZM247 210H248V211H247ZM259 210H260V213H259ZM235 211H236V212H235ZM246 211H247V212H246ZM249 211H250V215L246 217V215L249 214ZM241 212H243V213H241ZM257 212H258L259 214H258ZM262 212H263V211H262ZM245 213H246V215H245ZM251 213H252V215H251ZM168 214H170V215L168 216ZM238 214H239V215H238ZM241 214H242V216H241ZM256 214H257V217H256V219H255L254 217L256 216ZM261 214L263 215V217L261 216ZM164 215H165V216H164ZM201 215H202V214H201ZM202 216H203V215H202ZM243 216H244V218H243ZM166 218H167V219H166ZM201 218H203V217L200 216V219H201ZM178 219H179V221H178ZM246 219H247V220H246ZM261 219L263 220V222H262ZM182 220H183V221H182ZM4 221H5V220H4ZM4 221L0 220V222H1V223H0V240H1V241H0V253H1V254L4 253V252L6 253V248H7V247H5V246L3 245L4 242L2 241V238L4 239V237H5L4 234H5V235H9V234H10L11 236L16 237L17 234L20 235L21 230L23 229L22 231L26 234V237H27L25 241H26V244H27V247H28V243H30L31 238L34 237L36 234H39L40 231H41V229L38 228L37 225H36V226L33 225L32 222H27V223H26V222H23V223L21 222L22 224L18 222V224H19V225H18L17 222H15V223H14V222H13V223H12V222H8V223H7V222L5 221L6 223H3V224H2V222H4ZM180 221H181V222H180ZM242 221H243V222H242ZM172 222H173V223H172ZM176 222H178V223H176ZM10 223H11L12 225H11ZM28 223H29V224H28ZM165 223H166V224H165ZM175 223H176V224H175ZM179 223H180V225H179ZM244 223H243V225H244ZM8 224H9V225H8ZM26 224H27V225H26ZM161 224H162V225H161ZM173 224H174V225H173ZM248 224L245 223L246 226L244 227V229L241 228V230H246ZM260 224H261V227L259 226ZM1 225H2V226H1ZM20 225H21V226H20ZM29 225H30V226H29ZM32 225H33V226H32ZM178 225H179V226H178ZM10 226H11V227H10ZM12 226H13V227H12ZM16 226H17L18 228H17ZM27 226H28V227H27ZM3 227H4V228H3ZM9 227H10V228H9ZM166 227H167V228H166ZM180 227H182V229H180ZM242 227H243V226H242ZM24 228H25V229H24ZM163 228H162V229H163ZM172 228H173V229H172ZM174 228H175L176 230L173 231V232H171L172 230H174ZM20 229H21V230H20ZM34 229H35V230H34ZM178 229H180V231H178ZM263 229H264V224H263ZM24 230H25V231H24ZM29 230H30L31 232H30ZM182 230H183V233H184V234L181 232ZM185 230H186V229H185ZM18 231H20V232H18ZM32 231H33V232H32ZM36 231L39 232V233H37ZM169 231H170L171 233H170ZM12 232H13V233H12ZM168 232H169V233H168ZM246 232H247V230H246ZM16 233H17V234H16ZM27 233H28V234H27ZM31 233H33V234H31ZM35 233H36V234H35ZM180 233H181V234H180ZM248 233H249V232H248ZM248 233H247V234H248ZM2 234H3V235H2ZM33 235H34V236H33ZM164 235H166V237H165ZM184 235H185L186 237H185ZM187 235H188V232H187ZM195 235H196V234H191L192 239H194L193 237H195ZM248 235H249V236H248ZM248 235H247V236H248L249 238H251L252 241H253V239H254V237H255L254 235H256V237H255V239H254V241H253V245H252V248H253V249L251 248L252 250H250V253H252V252H253V253H252V254L249 253V255H247L246 258H247L248 262H250V263H252V264H262V262H261V260H260V257H259V249H260V248H259V246H258V244H259V242H260L259 239H260V236H261V232L255 231L254 233H252V234L249 233ZM196 236H197V235H196ZM258 236H259V239H258ZM28 237H30V238H28ZM168 237H169V238H168ZM184 237H185V238H184ZM160 238H161V239H160ZM163 238H164V240H163ZM28 239H30V240H28ZM161 240L164 241V242H162ZM194 240H196V237H195ZM256 240H257V241H256ZM255 241H256V242H255ZM258 241H259V242H258ZM2 242H3V243H2ZM161 242H162V243H161ZM257 242H258V243H257ZM161 244H162V245H161ZM163 244H164V245H163ZM255 244H256L257 246H256ZM5 245H6V244H5ZM220 246H221V245H220ZM253 246L257 249V251H256V249H255ZM196 247H197V246H196ZM219 248H220V247H219ZM225 248H226V247H225ZM225 248L223 247V250H224ZM258 248H259V249H258ZM3 249H4V250H3ZM7 250H8V248H7ZM221 250H222V246H221V249H220L219 251L222 252L223 250H222V251H221ZM13 251H16V249H14ZM28 251H29V249H28ZM32 251H33L34 253H32ZM32 251H29V252H31L32 254H35V251H34V250H32ZM254 251H255L256 253H255ZM169 252H170V251H169ZM5 253H4V254H5ZM1 254H0V256H1ZM4 254L2 255V257H0V258H2V259H0V260H3V257H4V260H3L4 262L2 261L3 263H1V261H0V264H7V262H8V261L6 260L7 257H6ZM254 254H255V255H254ZM251 255H252V257H250ZM257 255H258V257H257ZM5 257H6V259H5ZM233 257H236V254H234ZM249 257H250L251 259H250ZM192 258H193V257H192ZM192 258H191V260H193ZM252 261H253V262H252ZM260 262H261V263H260Z\"/></svg>", "mask_w": 264, "mask_h": 264}, {"label": "clouds", "instance_id": "obj_3", "mask_svg": "<svg viewBox=\"0 0 264 264\" xmlns=\"http://www.w3.org/2000/svg\"><path fill=\"white\" fill-rule=\"evenodd\" d=\"M23 77V76H22ZM23 79H24V81H25V84L27 85V86H31L32 84H34V83H38L39 85H41L42 87H43V85L40 83V81L39 80H33L31 83L27 80V78H25V77H23ZM44 88V87H43Z\"/></svg>", "mask_w": 264, "mask_h": 264}]
</instances>
